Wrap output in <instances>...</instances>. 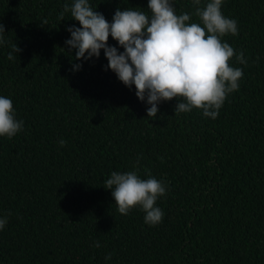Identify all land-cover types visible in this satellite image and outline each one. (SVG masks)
<instances>
[{
	"label": "trees",
	"instance_id": "obj_1",
	"mask_svg": "<svg viewBox=\"0 0 264 264\" xmlns=\"http://www.w3.org/2000/svg\"><path fill=\"white\" fill-rule=\"evenodd\" d=\"M173 2L198 22L192 0ZM64 3L0 0V95L24 122L0 136V264H264V0H224L238 33L222 39L246 63L229 61L243 76L215 119L174 113L175 97L147 116L103 50L71 71L65 29L78 21L60 20ZM90 3L108 20L117 7L148 11L147 0ZM133 167L167 185L154 226L139 208L119 213L103 186Z\"/></svg>",
	"mask_w": 264,
	"mask_h": 264
},
{
	"label": "clouds",
	"instance_id": "obj_2",
	"mask_svg": "<svg viewBox=\"0 0 264 264\" xmlns=\"http://www.w3.org/2000/svg\"><path fill=\"white\" fill-rule=\"evenodd\" d=\"M223 3L224 0H192L198 22H189L193 13L178 14L173 0H147L148 11L117 7L111 20L90 0H65L58 13L60 20L70 13V18L78 21V25L68 24L65 29L70 33L65 40L66 51L72 54L70 62L76 61L70 70H80L82 61L99 58L103 50L107 60L104 67L125 86H135L136 97L149 105L147 116L156 117L158 105L175 97L174 113L197 108L203 116L215 119L227 96L239 89L243 76V70L229 61L235 55L240 64L246 63L243 52L222 39L226 34L238 33V21L223 13ZM5 33L0 24V46L7 42ZM109 36L115 45L108 42ZM11 48L9 60L20 51L16 43ZM23 125L11 96L0 95V136L12 138ZM64 143L59 140L61 146ZM103 186L111 190L119 213L126 215L139 208L146 224L154 226L162 221L164 212L156 204L167 192L162 179L148 173L142 177L133 167L111 171ZM7 221L8 215H0V231ZM93 246L99 247V241ZM109 259L110 253L105 256L106 261Z\"/></svg>",
	"mask_w": 264,
	"mask_h": 264
}]
</instances>
